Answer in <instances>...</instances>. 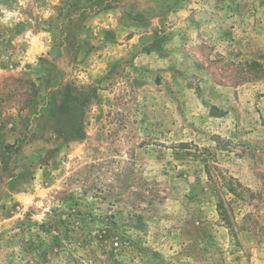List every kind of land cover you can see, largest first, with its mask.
<instances>
[{"label":"rangeland","instance_id":"rangeland-1","mask_svg":"<svg viewBox=\"0 0 264 264\" xmlns=\"http://www.w3.org/2000/svg\"><path fill=\"white\" fill-rule=\"evenodd\" d=\"M0 264H264V0H0Z\"/></svg>","mask_w":264,"mask_h":264},{"label":"trees","instance_id":"trees-1","mask_svg":"<svg viewBox=\"0 0 264 264\" xmlns=\"http://www.w3.org/2000/svg\"><path fill=\"white\" fill-rule=\"evenodd\" d=\"M219 208H220V211H221L223 217H224L227 221H230L229 218H228L227 209H226L225 206L223 205L222 200H220Z\"/></svg>","mask_w":264,"mask_h":264}]
</instances>
